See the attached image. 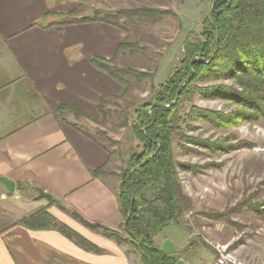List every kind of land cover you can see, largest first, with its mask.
I'll return each mask as SVG.
<instances>
[{
    "label": "crops",
    "instance_id": "crops-1",
    "mask_svg": "<svg viewBox=\"0 0 264 264\" xmlns=\"http://www.w3.org/2000/svg\"><path fill=\"white\" fill-rule=\"evenodd\" d=\"M77 8L73 0H0V177L19 190L10 195L0 183V208L7 202L5 214L25 211L0 230V264H141L128 245L76 217L112 231L124 225L110 151L80 129L78 119L94 121L101 99L122 92L94 60L115 59L126 39L100 21L64 23ZM100 169L105 172L96 176ZM43 209L99 252L56 227L22 223ZM191 238L187 229L170 225L155 241L160 249L170 241L173 256L187 264H209L204 253L192 251Z\"/></svg>",
    "mask_w": 264,
    "mask_h": 264
},
{
    "label": "rangeland",
    "instance_id": "rangeland-1",
    "mask_svg": "<svg viewBox=\"0 0 264 264\" xmlns=\"http://www.w3.org/2000/svg\"><path fill=\"white\" fill-rule=\"evenodd\" d=\"M73 1L78 3L75 18H95L97 12L151 11V16L137 15L119 22L125 41L132 44L114 59L115 68L131 71L122 83L116 80L122 92L106 100L94 121L78 119L80 129L109 149L120 184L119 174L138 143L132 134L136 111L145 104L163 105L153 102L155 94L184 57L186 44L199 38L215 0ZM219 83L243 93L229 80L200 86ZM194 106L199 109L193 111ZM200 110L232 121L217 125L202 118ZM256 110L212 94L209 98L196 94L181 109L182 115H190L182 126L187 139L174 138L173 149L175 159L187 168L180 177L191 208L184 212L180 226L192 235V251L204 253L209 264L221 256L228 257L229 264H264V114ZM6 205L0 208V230L25 212L12 209L5 214ZM120 233L124 237L123 230Z\"/></svg>",
    "mask_w": 264,
    "mask_h": 264
},
{
    "label": "trees",
    "instance_id": "trees-1",
    "mask_svg": "<svg viewBox=\"0 0 264 264\" xmlns=\"http://www.w3.org/2000/svg\"><path fill=\"white\" fill-rule=\"evenodd\" d=\"M150 13L145 9L120 10L104 15L97 12L96 17L90 19L67 15L63 22L100 21L121 28V20L137 15L151 16ZM130 47L132 44L124 41L117 55ZM196 56L200 57L195 59ZM94 64L121 83L123 77L131 72L115 68L114 59L94 60ZM222 80L238 84L243 93L224 83L205 88L200 86L204 82ZM196 94L205 98L212 94L253 107L264 114V0H215L210 15L203 20L199 38L195 43L186 44L184 57L155 94L153 102L163 105L153 107L152 104H145L136 111L132 134L138 143L132 148L126 167L119 174L117 193L124 217V237L118 231L87 223L76 215L90 229L101 230L106 237L128 245L140 258L141 264H175L178 261L177 257L164 254L155 238L170 225L180 226L184 212L191 208L180 177V173L187 168L175 159L173 140L183 136L182 126L188 123L190 115H182L181 109L191 104ZM108 98L101 99L100 112H103V104ZM175 100V104L164 106ZM192 109L199 108L194 106ZM62 112L80 115L66 108H62ZM199 112L204 115L202 118L220 126L232 121L231 117L219 113ZM183 138L187 139L185 135ZM104 172L105 169H100L95 175ZM22 223L31 229L56 227L84 248L99 252L73 230L61 226L46 209L23 219Z\"/></svg>",
    "mask_w": 264,
    "mask_h": 264
},
{
    "label": "water",
    "instance_id": "water-1",
    "mask_svg": "<svg viewBox=\"0 0 264 264\" xmlns=\"http://www.w3.org/2000/svg\"><path fill=\"white\" fill-rule=\"evenodd\" d=\"M0 183L3 184L6 189L8 190L10 195H16L19 193V190L16 187V183L10 179L0 177ZM40 196L43 198L51 199L52 197L45 193L44 191L40 190ZM125 229L127 230V222H125ZM162 252L167 255H175L177 254V249L170 241H165ZM175 264H187L183 259H178V261Z\"/></svg>",
    "mask_w": 264,
    "mask_h": 264
},
{
    "label": "built area",
    "instance_id": "built-area-1",
    "mask_svg": "<svg viewBox=\"0 0 264 264\" xmlns=\"http://www.w3.org/2000/svg\"><path fill=\"white\" fill-rule=\"evenodd\" d=\"M215 264H229L228 257L226 256H221Z\"/></svg>",
    "mask_w": 264,
    "mask_h": 264
},
{
    "label": "bare ground",
    "instance_id": "bare-ground-1",
    "mask_svg": "<svg viewBox=\"0 0 264 264\" xmlns=\"http://www.w3.org/2000/svg\"><path fill=\"white\" fill-rule=\"evenodd\" d=\"M231 263V262H230ZM233 263H235V262H233Z\"/></svg>",
    "mask_w": 264,
    "mask_h": 264
}]
</instances>
